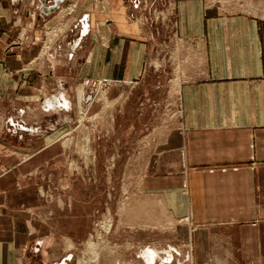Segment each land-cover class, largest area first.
I'll list each match as a JSON object with an SVG mask.
<instances>
[{
	"label": "crops",
	"instance_id": "1",
	"mask_svg": "<svg viewBox=\"0 0 264 264\" xmlns=\"http://www.w3.org/2000/svg\"><path fill=\"white\" fill-rule=\"evenodd\" d=\"M80 1L76 38L51 50L60 62L45 72L31 50L54 21L57 0H0V52L12 55L0 61V100L6 94L16 109L8 117L15 134H34L41 127L35 128L37 116L49 111L57 112L63 126L74 121L82 78L112 80L110 96L148 72L156 40L148 25L131 19L134 9L125 0ZM174 9L176 45L171 43L170 54L179 72V113L168 127L151 132L139 183V191L156 203L145 217L160 219L161 231L173 237L144 245L132 264H264V17L208 6L206 0H176ZM87 87L91 110L99 102L95 87ZM112 120H93L97 150ZM47 129L41 150L28 151L0 175V264H68L73 256L74 238L54 217L56 201L44 198L29 176L43 167H34L40 159L44 170L57 159L63 172L58 142L48 140ZM61 182L62 190L54 184L49 190L67 191L68 174ZM183 217L190 224H176ZM175 238L182 240L176 244ZM157 248L163 259L156 257Z\"/></svg>",
	"mask_w": 264,
	"mask_h": 264
},
{
	"label": "rangeland",
	"instance_id": "2",
	"mask_svg": "<svg viewBox=\"0 0 264 264\" xmlns=\"http://www.w3.org/2000/svg\"><path fill=\"white\" fill-rule=\"evenodd\" d=\"M125 1L135 11L133 15L130 14L131 19L138 24L141 22L148 25V30L153 31V38L156 40L154 56L146 76L137 84L126 85L128 94L124 86L120 91L109 96V86L114 84L112 80L96 78L94 81H89L82 78L77 83L79 87L74 94L77 103L75 120L63 126L59 123L57 112L49 111L48 116L44 115L42 118L37 116L38 123L35 124V128L41 127L39 130L35 129L34 134L29 133L30 131L15 134L8 117H11L10 114L16 109L10 104L6 94L3 93L4 97L2 95L3 99L0 100V119L5 120L3 125H0V175L11 168L12 164L9 163L24 160L22 157L27 158L28 151L33 154L41 150L48 135L43 132L48 131V127L51 128L50 133H52L48 140L58 142L55 146L60 149L58 152L63 159V172L57 164V159L48 161L46 170L40 159L36 161L34 167L36 165L43 167L36 168V171L29 176L33 177L31 181L34 186H38L44 198L56 201L54 215L56 223L63 233L66 232L74 238L71 247L73 256L69 257L68 264H78L80 261L82 264H132V261L137 260L136 251L144 245L160 243L172 236L171 233L167 235V232L161 231L160 219L145 217L147 212L144 210L152 209V205L156 203H153V198L139 191V183L149 148L146 144L152 137L151 132L158 126L162 130L168 127L172 123L171 117L174 118L179 113L177 100L179 72L170 54L171 43L173 46L176 45L174 39L177 27L174 22L176 0ZM206 1L208 6H221L227 10L244 11L257 17H264V0ZM63 3L64 1L53 11L54 21L42 29L39 38L41 45H35L31 50V56L34 58L38 56L37 59L44 62L45 72H48V69L52 70L53 66L60 62L59 58L53 59L51 53L65 48L67 43L63 42L66 39H75L79 31L73 28V25L78 20L81 1L72 0ZM83 49L79 46L76 51L78 54H83ZM0 57L3 63L12 60L11 53L5 54L2 51ZM16 62L17 60L14 61ZM37 62L40 61L34 62L33 65H37ZM61 63H64V59ZM26 68L25 71L30 70L29 67ZM62 68L67 69V65L64 64ZM36 78L34 80L38 82ZM52 82L54 83L52 78L48 79L50 87H53L50 84ZM1 85L3 92H7L8 84ZM89 85L95 87L91 90L93 95L95 93L96 101L99 102L91 110L88 108L85 94ZM80 88L84 89L82 100L85 95V100L81 101L82 105L79 103ZM122 105L125 107L124 110L121 109ZM50 109L56 110L52 106ZM103 116L112 117L114 124L110 126L109 134L103 133L106 137L100 140V149L97 150V143L93 140L91 130L93 120ZM63 173L68 174L70 178L71 185L65 188L67 191L61 192L53 188L49 190L52 184L58 185L62 190L63 185H66L61 182ZM69 201L70 207L67 203ZM46 215L44 211L41 212L42 217ZM178 221L180 223L170 222V228L175 223L190 224L188 217ZM177 235L174 233V236L178 237ZM177 239L178 242L182 240V238ZM177 239L170 241L177 244ZM91 241L97 242L92 249L89 246ZM93 250L97 254L92 253ZM174 251L179 252L177 249ZM188 251L192 252L191 246Z\"/></svg>",
	"mask_w": 264,
	"mask_h": 264
},
{
	"label": "bare ground",
	"instance_id": "3",
	"mask_svg": "<svg viewBox=\"0 0 264 264\" xmlns=\"http://www.w3.org/2000/svg\"><path fill=\"white\" fill-rule=\"evenodd\" d=\"M82 90H84V89H82V88L79 89V100H80L79 103H80L81 105H82L81 101H83L81 96H82L83 93H84ZM80 108H81V106H80ZM109 225H111V224H109ZM109 225H108V226H109ZM108 228H109V227H108ZM96 245H97V242H93V241H91L90 244H89V246L91 247L90 249L94 248ZM158 249H159V248L156 249V252H157V253H156V257H160V256H161L160 259H163V258H162V255L160 254L161 252H159ZM94 250H95V249H94ZM94 250H93L92 253L96 252V251H94ZM89 251L91 252V250H89ZM95 254H97V252H96ZM98 255H99V254H98ZM96 256H97V255H96ZM78 264H82V261H80V263H78Z\"/></svg>",
	"mask_w": 264,
	"mask_h": 264
},
{
	"label": "water",
	"instance_id": "4",
	"mask_svg": "<svg viewBox=\"0 0 264 264\" xmlns=\"http://www.w3.org/2000/svg\"><path fill=\"white\" fill-rule=\"evenodd\" d=\"M64 0H57L56 4L53 6L52 10H56L58 9V7L61 5V3L63 2ZM45 3V2H44ZM61 264H64L63 262Z\"/></svg>",
	"mask_w": 264,
	"mask_h": 264
}]
</instances>
